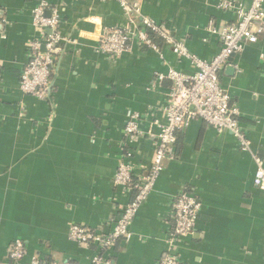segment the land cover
<instances>
[{"label":"crops","instance_id":"1","mask_svg":"<svg viewBox=\"0 0 264 264\" xmlns=\"http://www.w3.org/2000/svg\"><path fill=\"white\" fill-rule=\"evenodd\" d=\"M141 13L167 26L189 51L213 59L222 42L208 32L235 22L225 1L249 7L252 0H130ZM58 10L63 45L46 100L26 97L20 74L39 37L33 11ZM112 0H0V264L22 240L28 258L59 264H94L102 252L69 239L73 225L109 233L135 193L114 183L121 161L138 174L152 165L155 120H164L171 82L157 73L173 68L194 74L189 60L161 40L160 51L134 43L118 58L97 51L100 37L127 26ZM234 57V75L221 83L241 112L254 153L264 157V31ZM128 112L147 115L144 137L125 138ZM256 164L227 132L195 121L177 135L174 158L165 162L154 192L141 207L131 240L105 252L111 264H159L172 230V204L184 190L202 204L193 234L181 249L183 264H264V191L254 185Z\"/></svg>","mask_w":264,"mask_h":264},{"label":"built area","instance_id":"2","mask_svg":"<svg viewBox=\"0 0 264 264\" xmlns=\"http://www.w3.org/2000/svg\"><path fill=\"white\" fill-rule=\"evenodd\" d=\"M112 1L120 4L129 18V24L113 27L103 34L97 45L99 53L118 58L134 43L160 51L157 42L161 40L176 56L189 60L195 73L185 74L169 68L166 74H156L159 82L170 81L171 88L168 105L163 110L164 120L154 121L158 129L153 136L154 159L152 165L140 174L132 163L127 160L120 162L114 183L117 187L132 190L135 195L124 208L113 230L104 233L81 225L71 226L69 239L72 242L83 246L95 245L102 252L94 259V264H111L105 257V252L121 240L132 239L131 226L138 212L154 192L165 169V162L174 158L178 133L186 131L197 120L204 121L220 133H230L242 151L253 155L256 164L254 185L264 191V157L253 152L251 141L241 124V112L221 83L229 59L242 53L248 45L256 44L258 34L264 31V0H252L249 7L230 1L220 4L221 9H234L237 18L235 22L220 28L210 23L208 32L218 36L222 42L220 52L211 60L192 54L167 26L142 15L138 3L130 0ZM47 10L48 4L41 3L33 11V24L39 37L31 43L28 64L20 74L22 94L39 100L49 97L58 57L62 54L63 45L71 41L61 31L58 10H52L50 16L47 15ZM146 117L147 115L138 112H128L124 132L128 143L136 144L144 137L142 125L147 120ZM201 211L202 204L195 192L184 190L175 198L172 204L173 226L167 239L165 255L159 264H183L181 249L193 234ZM28 256L24 242L16 240L10 245L7 264H59L36 255Z\"/></svg>","mask_w":264,"mask_h":264},{"label":"water","instance_id":"3","mask_svg":"<svg viewBox=\"0 0 264 264\" xmlns=\"http://www.w3.org/2000/svg\"><path fill=\"white\" fill-rule=\"evenodd\" d=\"M50 32V31H49ZM44 49V48H43ZM234 57L235 55H233L230 59H229V62L232 63L234 61ZM227 69V73L230 74V75H234L235 74V69L232 67V66H229L226 68Z\"/></svg>","mask_w":264,"mask_h":264},{"label":"trees","instance_id":"4","mask_svg":"<svg viewBox=\"0 0 264 264\" xmlns=\"http://www.w3.org/2000/svg\"><path fill=\"white\" fill-rule=\"evenodd\" d=\"M48 262H50V261H48Z\"/></svg>","mask_w":264,"mask_h":264}]
</instances>
